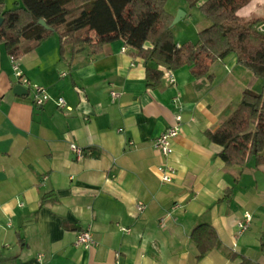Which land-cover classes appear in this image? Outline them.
<instances>
[{
  "label": "crops",
  "instance_id": "obj_1",
  "mask_svg": "<svg viewBox=\"0 0 264 264\" xmlns=\"http://www.w3.org/2000/svg\"><path fill=\"white\" fill-rule=\"evenodd\" d=\"M0 5L12 11L22 1ZM239 16L264 19V0ZM61 47L56 32L15 60L0 43V257L16 256L15 264H115L117 254L120 264H264V164L253 158L227 166L207 136L264 81L232 54L213 64V81L184 67L173 72L174 84L164 76L152 89L144 61L122 40L98 55L71 46L62 55ZM15 66L48 90L49 103L39 107L32 92L14 93ZM178 116L181 134L164 157L155 141ZM167 166L176 170L171 184L161 182ZM247 214L251 226L240 235ZM201 225L215 229L221 246L198 258L192 234ZM85 230L96 246H76Z\"/></svg>",
  "mask_w": 264,
  "mask_h": 264
},
{
  "label": "trees",
  "instance_id": "obj_2",
  "mask_svg": "<svg viewBox=\"0 0 264 264\" xmlns=\"http://www.w3.org/2000/svg\"><path fill=\"white\" fill-rule=\"evenodd\" d=\"M22 6L8 11L0 5V43L17 60L37 48L52 34L60 36L61 53L89 47L99 54L103 47L122 40L146 66L148 87L162 86L164 74L188 67L196 80L213 81L214 63L234 54L240 65L264 81V35L258 27L264 19H246L239 12L252 0H185L190 8L199 5L211 25L200 32L198 43L181 46L173 34L174 16L167 11L169 0H21ZM204 1V2H202ZM46 21L50 30L40 25ZM24 42H28L24 46ZM208 138L222 148L227 166L245 167L251 159L264 164V94L247 90L233 114ZM44 198V203L47 202ZM199 257L221 246L215 229L201 225L192 234ZM264 253V236L261 239ZM16 256L0 257V264H15ZM241 264H252L242 258Z\"/></svg>",
  "mask_w": 264,
  "mask_h": 264
},
{
  "label": "built area",
  "instance_id": "obj_3",
  "mask_svg": "<svg viewBox=\"0 0 264 264\" xmlns=\"http://www.w3.org/2000/svg\"><path fill=\"white\" fill-rule=\"evenodd\" d=\"M258 31L264 35V22L261 23V25L258 27ZM128 48H126L127 50ZM161 71L163 72L166 79L171 82V84L175 83V79L173 77V72L166 69L161 68ZM15 74L18 77V83L19 85L25 87L29 90V92H32L33 99L35 105L42 107L45 104L49 103L51 101V96L48 93V90L39 84L33 83L29 78H27L19 69L18 66H15ZM114 97H117V93H113ZM58 105L61 109H65L67 107L66 101L63 98H60L58 100ZM182 117L178 116L176 117L175 121L176 124L172 127H170L165 133H163L156 141H155V149L160 152V154L164 157H169L174 153V142L175 140L180 136L181 134V124H182ZM71 149L74 153H76L79 158L83 157L84 150L76 145H72ZM161 173V182L163 184H171L173 183L175 177H176V170L173 167H161L160 169ZM138 209L140 211H143L145 209L144 204H139ZM162 223L165 222V218L162 219ZM252 222V216L251 215H245L243 220L238 223L239 228V234L242 235L246 233L251 226ZM123 231L130 232L129 230L122 229ZM97 242L92 234L91 231L85 230L80 233H78L76 246L77 247H83L86 249H89L93 246H96ZM120 264V255H116V263Z\"/></svg>",
  "mask_w": 264,
  "mask_h": 264
},
{
  "label": "rangeland",
  "instance_id": "obj_4",
  "mask_svg": "<svg viewBox=\"0 0 264 264\" xmlns=\"http://www.w3.org/2000/svg\"><path fill=\"white\" fill-rule=\"evenodd\" d=\"M199 5L194 8H190L189 4L185 0H169L167 4V11L173 16L175 15L174 20L180 11L185 13L186 10L189 11L188 16L182 18L178 24L172 26L174 39L177 43L179 42L182 45L186 43H198L200 32L204 31L211 25V23L205 19ZM258 92L259 94H264V89L261 87L258 89Z\"/></svg>",
  "mask_w": 264,
  "mask_h": 264
},
{
  "label": "water",
  "instance_id": "obj_5",
  "mask_svg": "<svg viewBox=\"0 0 264 264\" xmlns=\"http://www.w3.org/2000/svg\"><path fill=\"white\" fill-rule=\"evenodd\" d=\"M186 17V13L183 11H180V13L177 15V17L175 18L174 22H173V26L175 24H178V22L182 19ZM4 23V18L0 17V28L2 27ZM40 25H42L45 29L50 30L51 28L47 25L46 21H44L43 19L40 21ZM14 93L16 95L22 96V95H28L29 94V90L26 89L25 87L18 85V87H16L14 89Z\"/></svg>",
  "mask_w": 264,
  "mask_h": 264
}]
</instances>
